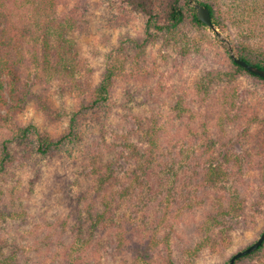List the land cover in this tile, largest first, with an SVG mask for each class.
<instances>
[{"label": "trees", "instance_id": "obj_1", "mask_svg": "<svg viewBox=\"0 0 264 264\" xmlns=\"http://www.w3.org/2000/svg\"><path fill=\"white\" fill-rule=\"evenodd\" d=\"M124 1L121 13L141 15L145 33L120 39L92 84L80 74L86 65L75 48L89 22L77 16L79 3L64 16L62 0H0V131L9 129L0 136V181L23 160L18 147L22 167L58 150L76 166L55 172L52 182L31 178L33 187H62L67 204L60 209L48 207L53 192L34 202L33 187L25 204L21 196L0 198V264H191L218 247L226 224L250 206L241 189H248L246 172L259 167L264 174V78L232 59L189 0ZM197 1L229 33L238 56L264 69V0ZM158 43L199 56L196 80L167 85L161 68L169 56L161 55L162 64L148 56ZM33 65L40 73L31 78L26 69ZM248 77L258 83L247 93ZM118 79L134 90L120 111L113 99ZM55 80L80 100L68 131L54 139L34 123L10 126V116L35 96L51 112L43 85ZM139 92L152 104L149 114L135 108ZM92 115L99 136L81 126ZM198 213L200 240L189 247L183 228ZM258 256L264 244L236 264H259Z\"/></svg>", "mask_w": 264, "mask_h": 264}, {"label": "rangeland", "instance_id": "obj_2", "mask_svg": "<svg viewBox=\"0 0 264 264\" xmlns=\"http://www.w3.org/2000/svg\"><path fill=\"white\" fill-rule=\"evenodd\" d=\"M124 0H62L59 14L69 16L72 13L76 3L80 4V8L76 10V14L79 17L85 16L89 21L86 23V28L81 32L79 36V43L75 47L77 52L81 55V60L85 63L86 67L81 70L80 74H83L84 79L91 81L92 84L97 83L101 74L105 70V57L112 51L113 48L119 46L120 39H122L127 33L133 38L141 37L144 35V18L134 12H128L126 14L121 13L125 6ZM124 6V7H123ZM222 32V31H221ZM227 37L234 47V41L230 38L228 32H222ZM216 34V33H215ZM214 34V35H215ZM224 42L223 40H221ZM224 47L228 49V44L224 42ZM161 44L148 46V56H158L157 61L160 64L164 63L159 58L161 55L169 56L168 64L161 68L165 71V79L163 80L167 85L176 83L179 86L187 87L192 81L196 80L199 67L201 66V59L198 56L192 54L184 55L180 50H170L164 48L161 51ZM235 49V48H234ZM229 51V50H228ZM236 51V50H235ZM160 52V53H159ZM159 53V55H157ZM237 53V52H236ZM238 54V53H237ZM40 68L37 65H33L31 68H27L28 74L31 78L36 77V73H40ZM157 72L159 77V72ZM42 72V69H41ZM55 74L53 78H56ZM119 81L114 86V101L118 103V110L120 111V104L126 99L125 94L130 91L134 92L133 88L127 84L126 81L118 79ZM52 87L43 85L47 89V94L44 100L47 102V107L51 109V112L46 111L41 107V104L37 101V97L31 98L25 102L24 107L20 110L18 115L14 119V115L10 116L11 120L9 125L14 127L24 126L25 124L34 123L38 126L39 131L43 137H52L58 139L68 131L70 119L75 113L80 100L75 96V93L64 90L62 82L55 80L51 81ZM245 92L248 93L249 86L257 84L258 81L251 78H243ZM39 87V86H37ZM36 87V88H37ZM43 87L35 89L37 94H40ZM136 91V90H135ZM135 93L137 99V105L135 108L141 113L149 114L153 109L152 104L146 102V95ZM7 103L12 104L9 92L6 93ZM61 112V116L59 113ZM1 113L6 115L8 113L7 107L3 106ZM13 118V121H12ZM95 116L83 118V125L87 133H93L94 136H99V128L95 124ZM9 132V129L0 131L2 133ZM251 141V138L250 140ZM37 147L38 142L35 144ZM19 149V147H18ZM18 156H24L19 149ZM52 154V155H51ZM47 157L36 155L34 158V166L28 167L25 163L17 162L12 163L9 168V172L6 175V179L0 181V198L7 197L14 199L15 196H21L23 204L27 202V194L32 189V180L34 176L43 174L44 178H50L49 182H52L54 173L58 171L70 172L76 166L73 161L64 158V153L57 151L51 153ZM64 159V160H62ZM33 160V159H32ZM36 173V174H35ZM245 184L248 189H241L242 198L245 197L250 201L249 208L245 211V214L236 218L230 225L225 226V232L222 233V238H219L220 245L213 249V247H207L197 257L192 259L191 264H227L231 257L240 250H243L253 243H255L264 232V174L259 167L254 168L250 172H246ZM53 186L50 183H43L33 187L34 202L40 204L41 200L45 196L44 193L49 191L54 194L51 195L48 207L52 205L55 209H60L63 205L67 204V199L63 196L62 187L57 189H51ZM245 199V200H246ZM209 201V200H208ZM247 201V200H246ZM200 201H198L199 203ZM204 202V201H203ZM202 202V203H203ZM15 203V202H13ZM15 204H19L16 202ZM261 205V206H259ZM46 207V208H48ZM200 213L194 217H189L185 221L183 233L186 236L189 247L196 246V242L200 240L198 234H196V227L198 221H200ZM256 262L264 264V256H258ZM251 261V260H250ZM248 262H240L239 264H245Z\"/></svg>", "mask_w": 264, "mask_h": 264}, {"label": "water", "instance_id": "obj_3", "mask_svg": "<svg viewBox=\"0 0 264 264\" xmlns=\"http://www.w3.org/2000/svg\"><path fill=\"white\" fill-rule=\"evenodd\" d=\"M190 4L196 8L197 10V14L199 19L204 22L205 24H207L215 33L216 35L223 40L224 42H226L228 44V50L229 53L232 57V59L239 65H241L242 67H244L245 69H247L248 71H250L251 73L258 75L260 77L264 78V69H261L255 65L249 64L247 61H245L244 59H242L241 57L238 56V54L236 53L233 44L231 43V41L224 36V34L218 29V27L214 24L212 16H211V12L210 10L203 5L202 3H200L197 0H189ZM264 244V232L261 235V237L252 245H250L249 247L238 251L237 253H235L228 264H236V262L238 261V259L252 254L255 251H257L262 245Z\"/></svg>", "mask_w": 264, "mask_h": 264}]
</instances>
